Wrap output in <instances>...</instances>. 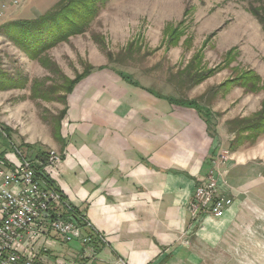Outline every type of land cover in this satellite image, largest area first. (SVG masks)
<instances>
[{
    "label": "rangeland",
    "instance_id": "1",
    "mask_svg": "<svg viewBox=\"0 0 264 264\" xmlns=\"http://www.w3.org/2000/svg\"><path fill=\"white\" fill-rule=\"evenodd\" d=\"M59 1L25 0L2 10L11 16L0 27V68L14 78L28 77L24 87H0V125L8 129L17 154L31 160L28 153L62 145L54 123L64 108V78L73 79L90 66L130 74L158 94L196 100L209 113V129L223 149L218 161L229 157L237 182L236 189L230 187L234 213L202 233L200 248L209 255L207 264H264V132L253 139L244 136L257 131H240L243 119H252L264 106V33L249 12L250 5L264 9V2L99 1L86 31L46 50L40 56L43 64L8 35L15 22L35 20ZM246 74L258 91L240 85ZM244 177L249 184L242 187Z\"/></svg>",
    "mask_w": 264,
    "mask_h": 264
},
{
    "label": "crops",
    "instance_id": "2",
    "mask_svg": "<svg viewBox=\"0 0 264 264\" xmlns=\"http://www.w3.org/2000/svg\"><path fill=\"white\" fill-rule=\"evenodd\" d=\"M2 10L0 27L11 16ZM134 81L109 67L91 70L67 95L64 145H52L62 161L47 178L106 244L84 251L50 234L33 246L35 264H207L202 233L229 218L235 201L223 217L205 216L199 223L191 221L188 203L212 168L236 189L234 165L229 157L218 161L223 149L195 109ZM16 151L0 142V169L20 164ZM240 181L249 184V178ZM227 192L235 196L231 188Z\"/></svg>",
    "mask_w": 264,
    "mask_h": 264
},
{
    "label": "built area",
    "instance_id": "3",
    "mask_svg": "<svg viewBox=\"0 0 264 264\" xmlns=\"http://www.w3.org/2000/svg\"><path fill=\"white\" fill-rule=\"evenodd\" d=\"M24 1L0 0V7L19 6ZM20 158L18 166L0 169V264H35L37 254L33 246L50 234L63 243L77 241L84 251L105 245L104 236L85 215L77 213L65 195L42 178L62 161L61 154L49 150L44 164L25 156ZM36 166L42 168V177L37 175ZM229 188L224 174L212 168L196 185L188 203L191 221L199 223L205 216L223 217L233 204Z\"/></svg>",
    "mask_w": 264,
    "mask_h": 264
},
{
    "label": "trees",
    "instance_id": "4",
    "mask_svg": "<svg viewBox=\"0 0 264 264\" xmlns=\"http://www.w3.org/2000/svg\"><path fill=\"white\" fill-rule=\"evenodd\" d=\"M105 0H60L56 6L47 12L45 15L35 19V20H24L17 21L13 24V32L8 35L9 39L15 43V45L23 48L25 53L30 55L32 58L38 59L41 63L44 64L43 59L40 57L46 50L54 47L56 44L60 42H65L69 37L74 35L83 34L86 31V28L89 27L92 20L96 17L97 14V6L96 4ZM255 2L263 3L264 0H254ZM249 12L257 19L260 24L261 30L264 33V9L261 6H249ZM1 32V31H0ZM33 35H40L41 39L37 41L32 38ZM104 67H99V69ZM93 67H88L81 74H77L73 79H65L66 87L64 91V97H62L61 102L64 105L62 111L59 112V115L56 117L55 131L54 136L57 140H60L62 146L64 145V141L61 139V121L65 117L67 110V95L72 92L73 87L77 84L81 79L86 77ZM119 74L125 78L130 79L131 75L127 73L119 72ZM250 74H246L242 77V82L240 83L248 92H256L259 89L257 83H249ZM256 77L254 80H256ZM203 76L197 80H202ZM28 83V77L18 75L15 78L10 76L4 70L0 68V87L7 89L13 88L16 86L24 87ZM39 83L38 81L32 84V89L35 84ZM36 87V86H35ZM34 91V90H33ZM154 92V91H153ZM157 94L158 97L162 98L163 96ZM167 100L171 102H177L181 106H186L189 108L195 109L204 119L209 134L212 135L209 126H210V115L206 112L202 105H200L196 100L193 99H176L174 97L165 96ZM264 108V106H263ZM255 113V116L252 119H243L246 125L242 126L240 131H249L255 130V134L248 135L244 138H256L260 133L264 132V109ZM204 111V113L202 112ZM230 124V123H229ZM253 138V139H254ZM0 142L6 143L9 146L11 145L10 135L8 129L0 125ZM232 146V143L230 147ZM233 147V146H232ZM47 152H41L39 155L40 161L44 164L47 156ZM46 157V158H45ZM37 175L42 177V168L40 166H36ZM44 178V181L47 182L48 185L53 186L57 190L58 187L53 183V181L47 177ZM60 191V190H59ZM77 213L78 211L75 207L73 208ZM97 246V245H96ZM95 246V248H96ZM94 248V249H95ZM164 259H161L160 262L156 264H162Z\"/></svg>",
    "mask_w": 264,
    "mask_h": 264
}]
</instances>
